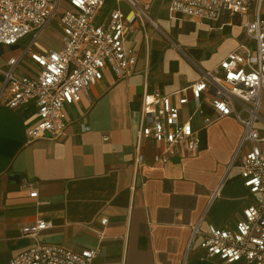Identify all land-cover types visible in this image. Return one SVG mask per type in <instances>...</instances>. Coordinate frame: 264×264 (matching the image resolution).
Listing matches in <instances>:
<instances>
[{"label":"crops","instance_id":"1","mask_svg":"<svg viewBox=\"0 0 264 264\" xmlns=\"http://www.w3.org/2000/svg\"><path fill=\"white\" fill-rule=\"evenodd\" d=\"M138 1L150 5L158 27L135 22L131 39L140 52L135 74L118 80L107 70L69 107L65 136L30 139L32 110L9 108L7 93L0 98V264L33 244L22 229L40 218L53 223L41 233L42 242L97 249L91 264H225L204 259L198 240L189 243L195 225L234 229L252 202L239 164L229 170L243 124L232 115L205 126L196 115L200 148L181 145L167 163H154L158 143L137 147V141L145 86L174 92L242 44L254 50L256 43L244 31L248 17L225 12L215 21L174 18L169 0ZM106 2L107 14L115 0ZM58 46L60 38L56 44L41 40L42 48ZM17 53L0 46V57L6 56L0 65ZM4 83L0 74V92ZM262 104L264 109V93ZM202 108L213 114L210 103ZM34 190L36 197L30 195Z\"/></svg>","mask_w":264,"mask_h":264},{"label":"built area","instance_id":"2","mask_svg":"<svg viewBox=\"0 0 264 264\" xmlns=\"http://www.w3.org/2000/svg\"><path fill=\"white\" fill-rule=\"evenodd\" d=\"M263 5L264 0H169L174 18L215 21L225 12L247 16L244 31L256 48L242 44L203 70L189 87L169 93L146 85L142 95L137 147L148 140L158 143L155 164L167 163L181 145L190 151L200 148L196 115L204 117L205 126L232 115L244 126L229 170L239 164L252 202L234 229L195 225L189 243L198 240L204 259L225 264H264V131L258 126H264ZM106 6V0H0V46L19 51L0 65L5 79L0 98L7 93L4 102L9 108L32 110L36 123L30 139L65 136L69 107L100 83L107 70L118 80L135 74L140 52L131 33L137 21L158 27L149 14L150 5L115 0L107 14ZM52 24L60 30V46L42 48V36ZM204 101L212 105V115L204 113ZM219 191L220 186L213 197ZM30 195L36 197L38 191ZM51 227L52 221L43 218L24 226L22 233L33 244L8 264H91L97 249L74 251L42 242L41 233Z\"/></svg>","mask_w":264,"mask_h":264},{"label":"rangeland","instance_id":"3","mask_svg":"<svg viewBox=\"0 0 264 264\" xmlns=\"http://www.w3.org/2000/svg\"><path fill=\"white\" fill-rule=\"evenodd\" d=\"M162 15L168 17V13L167 11H162ZM153 16L155 17L156 14L154 13ZM194 21V20H192ZM171 24H176L177 23V20L173 21L171 20L170 22ZM183 23V22H182ZM45 36H46V39H43V41L47 40L49 43L51 44H56L58 43V40L60 38V30L58 29V27H55L53 24L50 25L46 30H45ZM166 37V36H164ZM5 55H2V57H0V63L2 62V59H5ZM262 114L264 115V109L262 111Z\"/></svg>","mask_w":264,"mask_h":264}]
</instances>
